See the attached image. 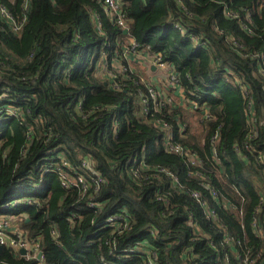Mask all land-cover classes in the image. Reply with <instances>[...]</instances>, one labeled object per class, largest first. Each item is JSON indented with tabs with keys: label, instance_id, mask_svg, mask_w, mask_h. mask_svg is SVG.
<instances>
[{
	"label": "trees",
	"instance_id": "obj_1",
	"mask_svg": "<svg viewBox=\"0 0 264 264\" xmlns=\"http://www.w3.org/2000/svg\"><path fill=\"white\" fill-rule=\"evenodd\" d=\"M23 1L0 3L16 18ZM120 3L126 34L96 0H29L20 34L0 18V215L39 239L45 264H147L144 249L157 264H264V0ZM131 41L173 70L199 133L186 108L150 98L124 59ZM122 210L119 234L107 220ZM0 264L37 261L3 249Z\"/></svg>",
	"mask_w": 264,
	"mask_h": 264
},
{
	"label": "built area",
	"instance_id": "obj_2",
	"mask_svg": "<svg viewBox=\"0 0 264 264\" xmlns=\"http://www.w3.org/2000/svg\"><path fill=\"white\" fill-rule=\"evenodd\" d=\"M100 5L103 7L105 12L107 13L109 19L113 20L118 24L119 27L122 29H126V23L122 19L121 16V3L120 0H96ZM22 11L19 16H16V18L13 16V14L8 11V9L0 3V18L2 23H5V25L8 27V29L15 33L20 34L23 25L26 21V15L29 12V0H24L22 3ZM132 42V41H131ZM131 52H135L136 45L132 42ZM176 77V76H175ZM177 79V78H176ZM178 83V80H177ZM179 86V85H178ZM152 90V89H151ZM150 90V91H151ZM154 101L153 93L151 92V97ZM155 102V101H154ZM160 103V101H158ZM191 107L195 108L196 103L190 102ZM160 105H162L160 103ZM245 115L247 117V124L253 129L252 125L255 123V115L254 111L251 108V101L247 103V108L245 109ZM157 126H159L161 123H155ZM162 130L167 129L166 124H162L161 126ZM169 135L166 136L165 141V150L169 152H174L178 154H183V150L179 147H174L170 144ZM217 141V133L213 135L211 138V142L214 145ZM213 157H215V153L213 150ZM190 162L193 164L199 165V163H196L194 157H190ZM82 167L85 169H89L90 165L89 162L86 161L84 164H82ZM133 175L135 178H138V173L133 172ZM168 177L172 180L174 179L171 175H168ZM98 180H94V183L97 184ZM61 184L65 188H69L71 186L81 187L84 188L85 181L79 177L77 179L70 178L68 176H62L61 177ZM196 200H199L198 193H193L192 195ZM213 196L215 194L213 193ZM25 200L21 199L20 203H24ZM205 216L214 224L216 218L215 214L212 210L208 209L206 206H202ZM108 225L113 228V232L121 234L125 230L128 229V222H127V215L124 210L120 212V214L114 215L110 217L108 220ZM255 233L257 236L261 235V231L259 229H255ZM223 245H231L232 241L230 238L225 237L222 242ZM0 246L3 249H11L15 256L24 258L27 260L30 259H36L37 264H45L44 260L42 258L41 252L39 250V239H28L25 232L21 230L17 225V218L14 215H0ZM21 250H24L25 254L21 255ZM144 255L147 259V264H157V255L155 252L147 249L143 250ZM39 255V256H38ZM234 258L238 261L239 264H256V262L259 259V256L257 255L255 258H248L247 255L244 256V258H241L237 254V252L234 253ZM215 262L217 264H229L228 256L226 255H219L216 257Z\"/></svg>",
	"mask_w": 264,
	"mask_h": 264
},
{
	"label": "rangeland",
	"instance_id": "obj_3",
	"mask_svg": "<svg viewBox=\"0 0 264 264\" xmlns=\"http://www.w3.org/2000/svg\"><path fill=\"white\" fill-rule=\"evenodd\" d=\"M124 59L129 63V69H135L141 81L147 82L152 88L151 92L155 103L160 101L162 105H169L170 103L171 105H180L183 109L186 108V119L191 128L196 131L195 133L200 132L199 114L194 112L197 109L191 107L190 101L186 100L183 90L178 86L173 70L169 66L157 63L154 57L143 55L136 49L132 53L131 48L124 51ZM116 62L112 64V67L121 70L122 66ZM98 75L103 81L111 80L110 74L103 66L98 67ZM202 114L204 115V112Z\"/></svg>",
	"mask_w": 264,
	"mask_h": 264
},
{
	"label": "water",
	"instance_id": "obj_4",
	"mask_svg": "<svg viewBox=\"0 0 264 264\" xmlns=\"http://www.w3.org/2000/svg\"><path fill=\"white\" fill-rule=\"evenodd\" d=\"M123 33L126 34L127 33V30H124ZM1 251H2V247L0 246V252ZM24 254H25L24 250H21V255H24Z\"/></svg>",
	"mask_w": 264,
	"mask_h": 264
}]
</instances>
